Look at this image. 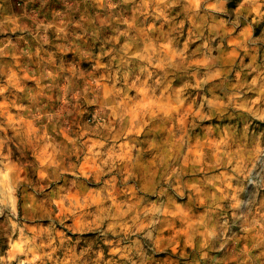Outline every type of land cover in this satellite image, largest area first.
I'll return each mask as SVG.
<instances>
[{"label":"rangeland","instance_id":"obj_1","mask_svg":"<svg viewBox=\"0 0 264 264\" xmlns=\"http://www.w3.org/2000/svg\"><path fill=\"white\" fill-rule=\"evenodd\" d=\"M0 264H264V0H0Z\"/></svg>","mask_w":264,"mask_h":264}]
</instances>
